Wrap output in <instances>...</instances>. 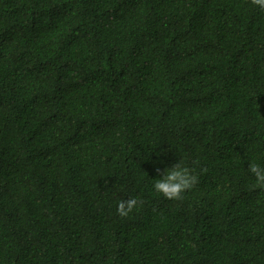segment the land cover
<instances>
[{
	"label": "trees",
	"instance_id": "1",
	"mask_svg": "<svg viewBox=\"0 0 264 264\" xmlns=\"http://www.w3.org/2000/svg\"><path fill=\"white\" fill-rule=\"evenodd\" d=\"M180 160L198 183L167 200L153 186ZM250 163V0H0V264H264Z\"/></svg>",
	"mask_w": 264,
	"mask_h": 264
},
{
	"label": "clouds",
	"instance_id": "2",
	"mask_svg": "<svg viewBox=\"0 0 264 264\" xmlns=\"http://www.w3.org/2000/svg\"><path fill=\"white\" fill-rule=\"evenodd\" d=\"M252 5L264 11V0H250ZM206 171V169L204 170ZM159 174L160 170L157 169ZM248 172L255 179L254 187L264 190V167L257 163H250ZM198 183V176L194 168L186 165L183 160L174 164L170 169H166L162 179L155 180L154 191L162 195L167 200H182L183 194L192 190ZM144 202L136 197H129L118 202L117 214L127 217L130 213L142 205Z\"/></svg>",
	"mask_w": 264,
	"mask_h": 264
}]
</instances>
